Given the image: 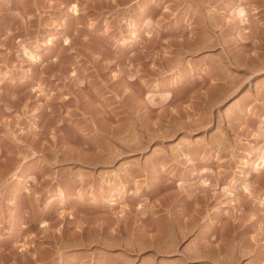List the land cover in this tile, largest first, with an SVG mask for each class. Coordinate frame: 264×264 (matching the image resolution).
<instances>
[{
  "label": "rangeland",
  "instance_id": "rangeland-1",
  "mask_svg": "<svg viewBox=\"0 0 264 264\" xmlns=\"http://www.w3.org/2000/svg\"><path fill=\"white\" fill-rule=\"evenodd\" d=\"M261 158L264 0H0V264H264Z\"/></svg>",
  "mask_w": 264,
  "mask_h": 264
},
{
  "label": "bare ground",
  "instance_id": "bare-ground-1",
  "mask_svg": "<svg viewBox=\"0 0 264 264\" xmlns=\"http://www.w3.org/2000/svg\"><path fill=\"white\" fill-rule=\"evenodd\" d=\"M72 8V10L73 11H75V13H76V11H77V5L76 4H73V7H71ZM260 163H259V165H257L258 167H256V168H258V169H261V167H260V164L262 165V166H264L263 164H264V159L262 160V158H261V161H259ZM260 167V168H259ZM202 182H204L205 183V181H202Z\"/></svg>",
  "mask_w": 264,
  "mask_h": 264
}]
</instances>
